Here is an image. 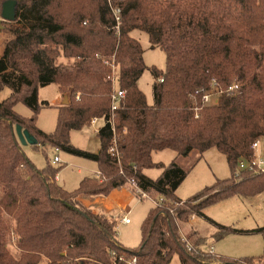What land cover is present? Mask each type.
Listing matches in <instances>:
<instances>
[{
    "label": "trees",
    "instance_id": "trees-1",
    "mask_svg": "<svg viewBox=\"0 0 264 264\" xmlns=\"http://www.w3.org/2000/svg\"><path fill=\"white\" fill-rule=\"evenodd\" d=\"M6 1L0 0V14ZM7 24L15 28L0 56V92H10L0 101V264H86L81 258L113 264L121 256L135 257L136 264H170L174 256L180 264H264V250L259 258L229 260L203 251L201 241L190 244L182 229L190 217L206 218L203 211L211 205L264 192V172L236 173L238 160L250 158L251 145L264 139V0H21L14 21H2L0 31ZM26 26L33 32L20 28ZM134 30L165 55L164 72L150 69L151 106L138 88L146 67ZM60 55L73 65L57 64ZM111 64L115 82L108 79ZM233 78L240 83L239 96L224 93L208 107L191 98L213 81L225 89ZM113 83L124 92L114 128L108 122ZM52 84L69 103L57 107L55 129L44 133L37 115L52 105L39 101L38 90ZM18 103L31 111L30 118L14 111ZM92 118L105 120L97 153L70 143L71 132ZM17 125L37 141L30 148H58L92 161L98 176L82 179L73 191L63 189L56 182L62 167L47 162L38 169L17 139ZM113 145L118 158L109 154ZM211 148L224 156L230 176L178 200L175 193L188 170L176 160L167 167L153 163L152 154L170 150L186 158ZM151 168L162 169L156 180L144 175ZM132 181L160 197L134 249L120 244L111 214L79 201L106 198L114 190L134 193ZM233 232L238 231L218 226L214 239ZM252 232L264 238V227ZM9 239L18 258L7 249Z\"/></svg>",
    "mask_w": 264,
    "mask_h": 264
},
{
    "label": "rangeland",
    "instance_id": "rangeland-1",
    "mask_svg": "<svg viewBox=\"0 0 264 264\" xmlns=\"http://www.w3.org/2000/svg\"><path fill=\"white\" fill-rule=\"evenodd\" d=\"M14 28V24H7L5 30L0 31V56L3 53L4 46L7 40L12 38L11 31ZM20 28L27 29L31 32H33L34 30V28L32 29L30 26ZM131 36L136 39L141 45L143 51L142 59L146 67L138 81V88L144 93L148 105L151 106L153 105L152 87L154 79L150 69L154 67L158 71L164 72L165 55L164 52L159 48L150 47L148 37L144 32L134 30L131 32ZM57 64L69 68L73 65V61L60 55L57 59ZM113 74L114 73L111 71L110 76ZM231 80V82H234L237 79L233 78ZM9 94V90L4 88L0 92V101L8 98ZM65 96L67 98V103H65L64 105H67L69 103L68 95L65 94ZM38 98L39 101H46L48 103H51L52 100L58 98L57 86L52 84L39 89ZM56 107L58 106L52 105L51 108L41 109L37 115L36 125L40 121L45 130L54 128V116L57 114ZM14 111L20 116L24 115L22 116L24 118H30L32 116L31 111L21 103L15 105ZM113 118L115 119V117ZM94 119L99 120L98 118H92V120ZM101 123L102 122H100V125ZM89 124H91V122ZM92 139L95 141L93 136ZM259 141H261V149L264 150V139H260ZM71 142L70 143L73 147H75L76 144H79L80 146H87L89 149L94 148L93 144L89 143V134H74L72 136ZM79 150L85 151L83 149ZM23 151L29 158V160L38 169L44 168L47 162H49V164L54 168L62 167V174L70 178L72 177V174L76 172L78 167L77 164L69 165L66 159L68 157L74 156L62 151H59L58 153H55L54 150L43 152L40 149L34 150L30 148V146L23 147ZM54 156H58L60 158V160L62 161L61 164L54 165L51 163ZM76 160L79 162L88 161L82 158H78ZM173 160H176V162H178L180 166H182L185 170H188L186 178L175 193L176 198L182 202L189 200L204 188L212 185L216 180H224L230 176L224 156L214 148L206 150L202 153L192 151L186 158L178 157L175 152L170 150L152 154V162L161 163L164 167H167ZM161 173V168H151L144 171V175L151 180H156L157 178H159ZM83 174L86 173L84 172ZM70 179L71 184L68 186L65 185L67 186L66 189L68 191L73 190L75 186L73 185L75 183L74 179ZM148 196V198L137 202L134 211L130 215L131 224L127 226L117 227L118 240L124 247L134 249L139 245L141 239L140 226L146 218L150 209L154 208L156 203L160 201V197L156 193H151ZM81 197H79V199ZM100 209L102 208H97V211L105 213ZM203 214L206 218L197 216V220L195 223H193V221H190L189 219V224L185 225L182 228L184 236L189 239L190 244L201 241L199 242V246L203 251H206L209 246H213L215 255L229 260L259 258L263 255L264 238L261 234L253 233L252 231L264 227V192L252 197L235 196L233 198L221 201L217 204L207 207L203 211ZM218 226L227 227L238 232L229 233L223 239L216 241L214 239V235L218 231ZM7 249L13 257L18 258L19 252L16 249V243L13 239H9V242L7 243ZM123 257L125 258V256ZM81 259L83 261H86L84 262L86 264H99L92 261L91 259ZM125 260L127 261L128 259L125 258ZM170 264H180L177 256H174L172 258Z\"/></svg>",
    "mask_w": 264,
    "mask_h": 264
},
{
    "label": "built area",
    "instance_id": "built-area-1",
    "mask_svg": "<svg viewBox=\"0 0 264 264\" xmlns=\"http://www.w3.org/2000/svg\"><path fill=\"white\" fill-rule=\"evenodd\" d=\"M114 17L116 20L117 25H119L120 22V11L115 10L114 11ZM107 64V63H106ZM110 68L112 72L114 73L111 75L108 79H111L113 82L116 81L115 79V69L113 65H110ZM161 80H159L160 82ZM239 90H240V83L235 80L234 82H231L228 87L225 89H222L220 85L213 81L210 84L209 89H200L194 92V94L191 96L193 99H199L202 103V106H213L216 105L218 102V98L226 93L230 96H239ZM124 98V92L117 90L115 83H113V90L111 94V107H110V119H108L109 124L114 128L113 123V113H115L120 103L122 102ZM199 108L195 107V112H198ZM197 117V116H196ZM97 119H94L91 121V124L95 123ZM105 123V120H103ZM55 153H58V148L53 149ZM252 155L250 158H240L237 162L236 166V173L239 172H250L253 174H259L264 172V150L261 149V141L257 140L251 145ZM109 154L111 157L118 158V153L115 145L111 146L109 149ZM59 163L58 156H54L52 160V164L56 165ZM119 168H121V165L119 162L117 163ZM135 169V168H134ZM132 186L135 189L134 193H131L133 197L136 199L137 202H140L143 199L148 198V194L140 190L134 181H132ZM130 212L126 211H119L117 214L113 215V219L117 221V227L118 226H127L131 224L130 219ZM190 221H194V217H190ZM208 254L214 255V248L213 246H209L208 249L205 251ZM113 264H136V258L133 257L131 259H128L127 261L125 258L119 257L117 262H114Z\"/></svg>",
    "mask_w": 264,
    "mask_h": 264
},
{
    "label": "crops",
    "instance_id": "crops-1",
    "mask_svg": "<svg viewBox=\"0 0 264 264\" xmlns=\"http://www.w3.org/2000/svg\"><path fill=\"white\" fill-rule=\"evenodd\" d=\"M30 27L33 29V26H30ZM57 97H58L57 99L51 101L52 104L51 103H49V104L54 105V106H56V105L62 106L65 103H67L66 96L59 93L58 88H57ZM56 109H57V107H56ZM57 113H58V110H57ZM22 116H24V115H22ZM56 119H57V114L54 116V125L55 126H56ZM100 122H102L101 125H100ZM104 124L105 123L103 122V120L99 119L95 123L89 124L88 126H85L83 129H81L79 131L71 132L70 142H71L72 136L74 134H89L90 135V142L89 143L93 144V147H94L93 149H89L87 146H80L79 144H76L75 147H77L79 149H83V150L88 151L90 153H97L99 150V140H98L97 133H98L99 129L104 127ZM36 126L39 130H41L44 133L53 132V130L55 129V126H54V128H50L51 130L50 129L45 130L43 128V126L41 125L40 121L37 123ZM92 136L94 137L95 141L92 139ZM73 145H75V144H73ZM76 159H78V158L68 157L66 159L67 163L69 165H74V164L78 165L76 172L72 174V177H70V178L74 179V181H75V183L73 184V185H75L74 188L78 187V185L82 179L98 176L97 165L94 162H92V161L91 162L90 161L79 162ZM61 162L62 161L59 158L58 164H61ZM62 171L57 174L56 182L58 185L62 184L60 186L63 189L67 190L66 187L71 184V182H70L71 179L69 177L63 175ZM84 172L86 174H83ZM70 176H71V174H70ZM65 185H67V186H65ZM74 188H73V190L76 189V188L75 189ZM73 190H70V191H73ZM79 200L82 202V204H84L87 207H91L94 211H97V208H102V209H100L101 211H104L105 213L111 214V215H113V214L115 215L119 211H126V212H130V214H131L134 211V208L136 207V204H137V201L133 197V195L129 191L124 190V189L114 190L113 192H111L109 194V196L107 198H87V197L82 196ZM196 220H197V218L194 217L193 223H195Z\"/></svg>",
    "mask_w": 264,
    "mask_h": 264
},
{
    "label": "water",
    "instance_id": "water-1",
    "mask_svg": "<svg viewBox=\"0 0 264 264\" xmlns=\"http://www.w3.org/2000/svg\"><path fill=\"white\" fill-rule=\"evenodd\" d=\"M21 0H7L3 5L1 9V16H0V24L2 21L4 22H13L15 19V7L18 2ZM1 26V25H0ZM15 133L17 136V139L22 147L25 146H33L37 144V141L35 138L29 134L28 131L22 130V128L17 125L15 127Z\"/></svg>",
    "mask_w": 264,
    "mask_h": 264
}]
</instances>
